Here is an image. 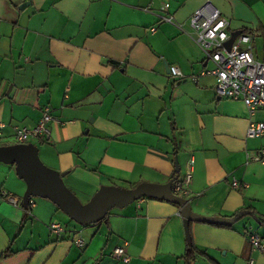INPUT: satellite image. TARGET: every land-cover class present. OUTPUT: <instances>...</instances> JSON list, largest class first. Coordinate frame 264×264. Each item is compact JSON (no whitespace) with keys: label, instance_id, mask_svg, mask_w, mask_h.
<instances>
[{"label":"crops","instance_id":"crops-1","mask_svg":"<svg viewBox=\"0 0 264 264\" xmlns=\"http://www.w3.org/2000/svg\"><path fill=\"white\" fill-rule=\"evenodd\" d=\"M206 3L231 33H252L264 62V0H0V147L15 145L16 129L33 128L49 108L51 133L32 144L82 205L104 186L184 180L193 161L191 194L178 197L194 213H251L232 226L191 222L205 255L195 264H264V164L255 160L264 137L248 139L245 104L219 98L215 78L201 75L212 64L190 18ZM174 66L183 77L170 74ZM27 188L16 163L0 162V256L13 253L0 264H185L189 243L174 203L144 197L79 225L50 199L33 197L30 208ZM54 222L63 235L52 233Z\"/></svg>","mask_w":264,"mask_h":264},{"label":"built area","instance_id":"built-area-1","mask_svg":"<svg viewBox=\"0 0 264 264\" xmlns=\"http://www.w3.org/2000/svg\"><path fill=\"white\" fill-rule=\"evenodd\" d=\"M169 9L168 2L164 4ZM161 20L172 22L171 17ZM190 26L194 33V39L204 52L207 63L212 67L204 69L203 76H213L216 80L215 92L219 98L242 101L249 113V125L247 138L257 139L264 137V120H255V115L264 112V62L255 59L253 54L254 36L242 33L237 36L230 49L226 43L231 37L229 22L222 16L220 11L211 3H206L196 10L190 18ZM156 29L152 28V32ZM173 77L181 78V70L174 66L170 68ZM56 121L51 110L46 108L42 118L33 128H17L15 132L16 144H29L33 140H43L51 133L50 124ZM255 160L264 164V149L257 153ZM193 161L189 163V170L184 180H176L172 186L175 195L187 198L190 196L189 184L192 180ZM240 183L233 181V187L239 188ZM13 204L18 200L9 198ZM29 207L33 208V197L28 199ZM52 233L57 236L63 235L65 229L61 224L54 222L50 225ZM249 241L256 249H261V239L257 234L250 236ZM77 244L82 246L81 240ZM115 254L125 263L130 261L125 248H117Z\"/></svg>","mask_w":264,"mask_h":264},{"label":"water","instance_id":"water-1","mask_svg":"<svg viewBox=\"0 0 264 264\" xmlns=\"http://www.w3.org/2000/svg\"><path fill=\"white\" fill-rule=\"evenodd\" d=\"M240 34H242V31L230 34L231 37L226 43L227 49L231 48L233 42ZM0 162L17 164L18 175L27 183L28 187L24 197L25 204L29 197L50 199L61 211L68 215L71 220L79 225L97 224L101 222L113 208L123 207L142 197H148L171 202L180 207V215L184 219L187 241L189 245H191V222L232 226L244 216L251 214L248 211H243L231 218L205 217L198 215L192 211L189 201L175 196L172 193L171 187L174 183L173 181L164 186L141 184L134 189L104 186L86 205H82L77 196L65 186L62 180L63 175L47 169L41 163L36 145L29 143L0 147ZM177 171H179V169H177Z\"/></svg>","mask_w":264,"mask_h":264},{"label":"trees","instance_id":"trees-1","mask_svg":"<svg viewBox=\"0 0 264 264\" xmlns=\"http://www.w3.org/2000/svg\"><path fill=\"white\" fill-rule=\"evenodd\" d=\"M242 33L252 35L251 32L246 31V30H243ZM173 180L176 181L177 179L174 178ZM134 188H135V187H134ZM142 198H144V197H142ZM150 199H151V198H150ZM256 216H257V215H256ZM258 220H259L261 223H264V217H261V216L259 217V216H258ZM102 221H107V217H105ZM102 221H101V222H102ZM12 254H13V253L11 252V250H10V249H7V250H5V251L1 254V256H0V260L9 257V256H11ZM200 256H205V255H204L203 253H201V252L195 247V245L192 243L191 245H189V247H188V249H187V251H186V253H185V255H184L185 264H195L196 259H197L198 257H200ZM209 262H210L211 264H213V262H212L211 260H209Z\"/></svg>","mask_w":264,"mask_h":264},{"label":"rangeland","instance_id":"rangeland-1","mask_svg":"<svg viewBox=\"0 0 264 264\" xmlns=\"http://www.w3.org/2000/svg\"><path fill=\"white\" fill-rule=\"evenodd\" d=\"M34 199H35V200H37V199H39V198H37V197H34Z\"/></svg>","mask_w":264,"mask_h":264}]
</instances>
